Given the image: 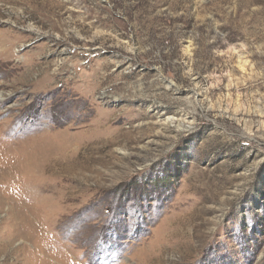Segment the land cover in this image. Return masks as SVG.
I'll return each instance as SVG.
<instances>
[{
	"label": "rangeland",
	"instance_id": "374dc122",
	"mask_svg": "<svg viewBox=\"0 0 264 264\" xmlns=\"http://www.w3.org/2000/svg\"><path fill=\"white\" fill-rule=\"evenodd\" d=\"M0 264H264V0H0Z\"/></svg>",
	"mask_w": 264,
	"mask_h": 264
}]
</instances>
